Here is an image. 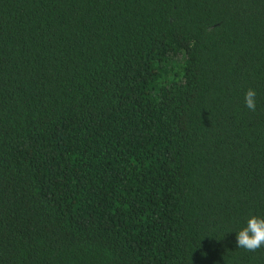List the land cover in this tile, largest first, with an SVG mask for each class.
<instances>
[{"label": "trees", "instance_id": "obj_1", "mask_svg": "<svg viewBox=\"0 0 264 264\" xmlns=\"http://www.w3.org/2000/svg\"><path fill=\"white\" fill-rule=\"evenodd\" d=\"M250 215L264 0H0V264H264Z\"/></svg>", "mask_w": 264, "mask_h": 264}, {"label": "clouds", "instance_id": "obj_2", "mask_svg": "<svg viewBox=\"0 0 264 264\" xmlns=\"http://www.w3.org/2000/svg\"><path fill=\"white\" fill-rule=\"evenodd\" d=\"M256 95L252 88H248L244 94L245 106L253 112L256 110ZM236 243L238 248L251 252L264 247V217H247L246 225L236 232Z\"/></svg>", "mask_w": 264, "mask_h": 264}]
</instances>
